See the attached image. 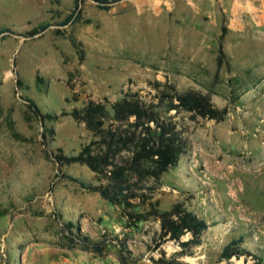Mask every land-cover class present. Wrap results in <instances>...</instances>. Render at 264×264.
<instances>
[{"label":"rangeland","instance_id":"rangeland-1","mask_svg":"<svg viewBox=\"0 0 264 264\" xmlns=\"http://www.w3.org/2000/svg\"><path fill=\"white\" fill-rule=\"evenodd\" d=\"M74 9L75 0H0V264H158L162 252L177 256L176 243L156 245L158 221L133 226L121 208L71 179L94 183L87 166L54 158L91 140L74 109L134 93L151 102L170 87L227 111L221 121L169 114L189 149L154 201L162 211L182 203L209 225L202 244L176 260L264 264V0H122L107 10L82 0L65 24ZM43 24L46 31L28 36ZM29 100L43 113H66L46 123L54 130L46 141ZM69 222L102 249L73 241ZM240 239L239 249L255 257L221 260Z\"/></svg>","mask_w":264,"mask_h":264},{"label":"trees","instance_id":"trees-1","mask_svg":"<svg viewBox=\"0 0 264 264\" xmlns=\"http://www.w3.org/2000/svg\"><path fill=\"white\" fill-rule=\"evenodd\" d=\"M80 1L75 0V9L65 24L78 14ZM93 1L99 8L107 10L122 0ZM47 29L48 25H40L28 36L34 37ZM226 32L224 27L222 39ZM18 84L22 86L20 80ZM29 104L36 117L45 124L43 139L46 141L48 133L54 134L53 129L48 130L46 123L56 122L66 113H43L34 101L29 100ZM172 111L217 121L223 120L227 114L226 110L216 109L209 97L196 92L180 93L174 87L168 91L157 89L156 98L151 102H147L139 93L126 94L112 104L89 101L82 109H74L70 115L85 124L92 134L90 142L74 155H66L63 149H58L54 158L59 165L87 166L94 174V183L71 179L84 189L99 193L111 205L121 208L127 220L137 228L150 220L158 221L160 231L158 238H154L158 248L160 243L172 241L181 248L177 256H184L191 254L189 249L202 244V236L209 225L182 203L162 211L159 201H154L153 192L162 185L163 175L176 167L189 149V140L169 117ZM66 228L71 232L73 229L78 231L73 234V241L78 239L87 247L97 251L102 249L103 243L80 235L81 230L75 224L69 222ZM187 234L191 238L183 241ZM241 243L242 239L228 244L221 253V260L255 257L249 251L240 250ZM120 250L123 254H131L125 244L121 243ZM177 256L173 260L167 259L162 252L157 263L179 264Z\"/></svg>","mask_w":264,"mask_h":264}]
</instances>
